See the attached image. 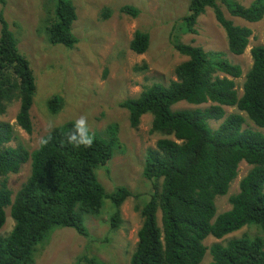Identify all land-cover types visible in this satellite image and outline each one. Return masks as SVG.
<instances>
[{
  "label": "trees",
  "instance_id": "1",
  "mask_svg": "<svg viewBox=\"0 0 264 264\" xmlns=\"http://www.w3.org/2000/svg\"><path fill=\"white\" fill-rule=\"evenodd\" d=\"M53 1L55 9L47 21L49 41L71 48L78 42L73 31L75 5L72 0ZM219 3L231 15L257 22L264 18V0L249 6L238 0H191L182 18L185 29L194 31L199 16L213 7L229 50L243 54L253 31L227 18ZM121 9L133 16L140 11L133 5ZM0 24V114L19 99L17 123L31 133L36 78L3 11ZM149 44V33L136 30L130 47L144 53ZM174 45L187 57L175 68V78L147 86L120 104L128 111L131 126L137 127L150 114L152 131L164 135L146 152L143 173L153 186L149 200L139 206L142 222L130 264H200L208 251L207 237L225 238L246 226L257 231L213 243L207 264H264V45L251 49L253 63L242 93L237 88L242 68L223 52L182 42ZM183 101L196 107L175 109ZM61 102L57 94L49 100L53 113ZM230 106L246 116L226 115L225 107ZM222 118L217 128L211 125V120ZM246 118L258 128L245 125ZM71 128L72 122L60 124L46 146L30 151L22 144H11L13 126L0 120V229L9 206L14 219L13 229L0 234V264L32 263L37 245L58 226L72 227L89 237L86 216L99 214L105 200L111 204V229L121 226V206L132 193L125 186L106 192L96 174L114 154L112 140L95 133L91 148H74L66 141ZM242 161L250 168L239 182V191L229 198L231 207L218 214L216 199L228 193ZM25 164L30 165V174L12 196L8 177ZM81 259L107 264L96 257Z\"/></svg>",
  "mask_w": 264,
  "mask_h": 264
},
{
  "label": "rangeland",
  "instance_id": "2",
  "mask_svg": "<svg viewBox=\"0 0 264 264\" xmlns=\"http://www.w3.org/2000/svg\"><path fill=\"white\" fill-rule=\"evenodd\" d=\"M190 1L72 0L77 13L73 31L78 42L71 48L49 41L47 21L55 9L53 0L0 2V11H3L21 51L30 60L37 83L31 109V133L17 123L19 99H14L7 111L0 114L1 121L13 126L14 140L11 144H22L32 151L38 147L39 138L47 133L45 128L49 121L60 125L86 115L91 130L112 140L115 146L111 159L96 169L98 179L108 193L121 186L129 188L132 193L121 206L123 222L118 229L112 230L108 223L111 204L105 200L99 214L86 216L89 237L72 227H55L37 245L34 260L29 264H88L81 259L83 256L96 257L107 264H130L142 222L139 206L149 200L153 186L143 173L146 152L164 135L152 131L150 114L144 115L137 127L131 126L128 111L120 104L127 98L137 97L147 86L167 84L175 78V68L187 59L176 49L175 42L199 46L208 52H223L232 63L239 64L243 73L237 78V88L242 93L245 75L253 63L251 49L264 45V18L250 22L231 15L226 6L219 3L227 18L253 31L248 47L243 54L237 55L229 50L225 30L213 7H208L199 16L194 31L185 29L182 18ZM238 1L249 6L254 0ZM125 5L139 8L138 15L123 12L121 8ZM136 30L149 33L150 44L144 53H137L130 47ZM55 94L61 97L62 102L60 109L53 113L49 100ZM194 107L184 101L175 105V109ZM225 110L226 115L240 112L231 106ZM240 113L246 116L244 112ZM222 121L223 118L210 123L217 128ZM245 125L258 128L248 118ZM249 168L250 165L242 161L228 193L217 197L218 214L231 207L229 198L239 191V182ZM29 174L30 165L25 164L19 172L9 175L7 183L12 196ZM6 211L1 235H7L14 226L10 206ZM255 231V226H246L225 238L207 237L208 251L200 264H207L212 259L209 248L213 243L226 242Z\"/></svg>",
  "mask_w": 264,
  "mask_h": 264
},
{
  "label": "clouds",
  "instance_id": "3",
  "mask_svg": "<svg viewBox=\"0 0 264 264\" xmlns=\"http://www.w3.org/2000/svg\"><path fill=\"white\" fill-rule=\"evenodd\" d=\"M59 125L57 122L49 121L46 125V136L39 138L38 143L41 147L46 146L52 139V132ZM66 141L74 148H91L95 142V133L91 130L86 115H80L72 122V128L66 133Z\"/></svg>",
  "mask_w": 264,
  "mask_h": 264
}]
</instances>
